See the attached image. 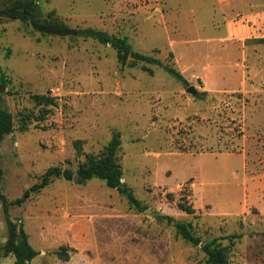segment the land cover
Returning <instances> with one entry per match:
<instances>
[{"label":"rangeland","instance_id":"obj_1","mask_svg":"<svg viewBox=\"0 0 264 264\" xmlns=\"http://www.w3.org/2000/svg\"><path fill=\"white\" fill-rule=\"evenodd\" d=\"M35 1L42 16L125 37L162 64L122 67L110 45L0 18V104L15 121L0 148L8 200L50 167L76 172L87 155L101 157L119 133L122 181L145 207L99 179H54L9 208L39 252L31 264H206L202 245L167 217L231 246V264H264V43L253 41L264 38V0ZM33 94L58 105L38 119ZM23 113L32 115L26 131ZM184 198L194 213L180 208ZM7 239L0 201L1 262L15 264ZM64 245L68 262L55 254Z\"/></svg>","mask_w":264,"mask_h":264},{"label":"trees","instance_id":"obj_2","mask_svg":"<svg viewBox=\"0 0 264 264\" xmlns=\"http://www.w3.org/2000/svg\"><path fill=\"white\" fill-rule=\"evenodd\" d=\"M0 18L11 20H18L33 31L39 32L42 35H58L63 37H83L92 38L104 45H110L117 52V57L122 67H134L137 64L144 65H161L162 63L152 56L142 54L133 49L127 38H120L109 35L106 32L95 29H71L70 26L61 18L50 12L47 16H42L35 0H12L9 4L0 9ZM254 42L262 44L264 38L253 39ZM173 57V54H170ZM166 71L173 75L180 82L186 84L187 80L184 76L172 66H164ZM146 71L153 74L150 67H144ZM32 100L36 105L41 107L38 119H42L45 115L44 109L47 107H56L57 97L50 94H33ZM41 117V118H40ZM32 119L31 113H23L21 115V129L26 131L29 129V122ZM15 129V121L13 114L0 104V148L1 143L7 135H10ZM121 136L119 133L115 134L112 140L105 148L104 154L99 157L94 154H89L86 160L78 166L76 172L71 169L63 168L61 166H53L40 177L39 181L30 187L23 196L13 202H10L2 190V181L4 177V170L1 166L0 154V201L2 202L4 212L7 218L8 239L2 247L5 255H13L15 257V264H31L33 260L39 255V252L29 242V235L24 229L22 223L13 221L10 217L9 208L11 205H22L32 194H38L50 186L54 179H64L73 181L76 178V183L84 185L92 179H99L104 181L106 186L110 189L117 190L123 195L129 204L139 212H143L145 207L137 199L134 192L125 185L123 180V171L121 164L118 161L117 153L121 146ZM80 144V142H79ZM186 150V147L183 148ZM180 208L187 213H194L195 209L192 204L187 205L184 201L180 203ZM169 223H174L177 234L182 239L192 245H202V250L206 255V264H231L230 253L231 246L224 245L220 238H214L209 242L197 236L191 229L190 224L184 222H175L172 218L167 217ZM72 249L68 246H61L55 254L60 260L68 262L70 260V252ZM0 251V264L1 262Z\"/></svg>","mask_w":264,"mask_h":264},{"label":"water","instance_id":"obj_3","mask_svg":"<svg viewBox=\"0 0 264 264\" xmlns=\"http://www.w3.org/2000/svg\"><path fill=\"white\" fill-rule=\"evenodd\" d=\"M188 92L191 93V94H196V89L194 86H191L189 89H188ZM123 182V181H122Z\"/></svg>","mask_w":264,"mask_h":264}]
</instances>
